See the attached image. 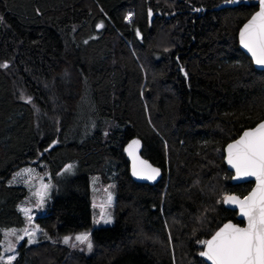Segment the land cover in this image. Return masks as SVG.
<instances>
[{
  "label": "trees",
  "instance_id": "1",
  "mask_svg": "<svg viewBox=\"0 0 264 264\" xmlns=\"http://www.w3.org/2000/svg\"><path fill=\"white\" fill-rule=\"evenodd\" d=\"M233 1L0 0V252L25 224L13 173L42 166L51 186L34 223L53 242L21 241L11 264H206L201 241L239 224L224 198L252 187L223 149L264 120V72L237 43L257 3ZM135 138L154 186L129 179ZM92 175L115 202L87 256L54 239L91 228Z\"/></svg>",
  "mask_w": 264,
  "mask_h": 264
},
{
  "label": "snow or ice",
  "instance_id": "2",
  "mask_svg": "<svg viewBox=\"0 0 264 264\" xmlns=\"http://www.w3.org/2000/svg\"><path fill=\"white\" fill-rule=\"evenodd\" d=\"M240 43L251 53L257 65L264 66V0H260L259 12L241 29ZM133 144L138 146L139 142L134 141ZM228 163L235 168L237 178L255 177L256 180V187L243 199L236 196L224 198L225 203L239 206L247 226L224 225L210 240L201 241L205 249L200 255L211 264H264V123L245 131L240 139L228 145ZM145 169L149 170L137 172L134 166L133 174L147 179H155L159 175L158 169H150L147 165ZM75 239L84 243L89 237L85 234ZM64 243H69L68 238ZM91 247L89 242L88 248Z\"/></svg>",
  "mask_w": 264,
  "mask_h": 264
},
{
  "label": "rangeland",
  "instance_id": "3",
  "mask_svg": "<svg viewBox=\"0 0 264 264\" xmlns=\"http://www.w3.org/2000/svg\"><path fill=\"white\" fill-rule=\"evenodd\" d=\"M131 15L125 16V23H130ZM90 202H91V228L82 232L72 233L60 236L54 240L55 243L64 245L72 250L84 253L90 256L93 251L88 248L91 242L92 230L95 228L111 226L113 224V208L115 202V183L110 180L107 183L101 182L99 175L90 177ZM8 184L11 186H21L27 191L26 198L20 204V212L25 219V224L21 228H8L3 230V239L1 243L0 263L9 264V260L15 258L16 247L21 241L26 240L27 244L34 245L40 241H51L44 231L35 223L34 219L39 215L46 213V208L51 199V186L48 181L47 171L42 166L23 167L13 173ZM106 220H110L106 223ZM88 235L89 240L84 243L76 241L78 235ZM68 238L69 243H64ZM32 241L29 243V241ZM74 245V246H73Z\"/></svg>",
  "mask_w": 264,
  "mask_h": 264
},
{
  "label": "water",
  "instance_id": "4",
  "mask_svg": "<svg viewBox=\"0 0 264 264\" xmlns=\"http://www.w3.org/2000/svg\"><path fill=\"white\" fill-rule=\"evenodd\" d=\"M256 3H257V9H256V11L253 14L250 15V17L240 26V28L237 31V43H238L239 49L251 60L253 67L256 70H258V71H263L264 72V66L257 65L255 63V61L253 60L251 53H249L245 48H243V46L240 43V31H241V29H243L244 26H245V24H247L249 22V20H251V18L257 12H259V10H260V0H256ZM237 4H238V0H234L233 2H225V3L221 4L219 7L221 8V7L235 6ZM260 123H264V120L260 121L254 127L250 128V129L244 130L240 134V136L238 138H236L235 140H233L230 143H228L227 145H225V147L223 149V155H224L223 162H224V165H225L227 171H229V172L232 173V176H231V179H230V183L232 185H240V184H244V183H252L251 189L243 197H240V196H238L236 194H230V195H227V196H236V197H238L240 199H243L244 197L248 196L253 191V189L256 187L255 177H241V178H237L235 168H233L228 163V145L229 144H232L236 140L240 139V137L243 135V133L245 131H249V130L255 129ZM134 141H138L139 142L138 146L133 144ZM130 145H132V148L131 149L129 148ZM142 147L143 146H142L141 140L138 139V138H135V139H133L132 141L129 142V144L126 146V148L124 150V156H125V158L127 160V163H128V176H129V179L133 183L144 184V185H148V186H154V185H156L161 180V178H162V171H161L160 168L152 165L148 160H146L145 158L142 157V155H141ZM130 151H131V154H130ZM145 165L150 166V169H158L159 170V175H157L155 177V179H147L145 177H142L141 175H134L133 174L134 166H135V170L137 172H140L142 170L148 171L149 169H145ZM223 206H224L225 209H227L229 211H233V212L236 213V219L239 222H242V226H240V225H238L236 223H233L232 221H227L224 224H222L213 233V235L211 237H209V239H207V240H210L216 234V232H218L226 224L231 223V224L236 225L238 227H246L247 226V220H246L245 217L241 216V214H240V208H239L238 205L232 204V203H225V201L223 200ZM200 245L202 246V250H204L205 249V245L202 244V243ZM198 257L201 258L206 264H211L210 261H208L205 257H202L200 255V252L198 253Z\"/></svg>",
  "mask_w": 264,
  "mask_h": 264
},
{
  "label": "flooded vegetation",
  "instance_id": "5",
  "mask_svg": "<svg viewBox=\"0 0 264 264\" xmlns=\"http://www.w3.org/2000/svg\"><path fill=\"white\" fill-rule=\"evenodd\" d=\"M253 2L256 3V0H253ZM148 25H149V24H148ZM236 224H238V223H236ZM238 225L242 226V222H239Z\"/></svg>",
  "mask_w": 264,
  "mask_h": 264
}]
</instances>
